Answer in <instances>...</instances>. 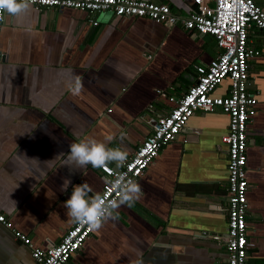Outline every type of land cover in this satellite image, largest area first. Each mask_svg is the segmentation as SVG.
<instances>
[{
  "label": "crops",
  "instance_id": "0c3cea01",
  "mask_svg": "<svg viewBox=\"0 0 264 264\" xmlns=\"http://www.w3.org/2000/svg\"><path fill=\"white\" fill-rule=\"evenodd\" d=\"M149 1L167 4L179 18L194 7V0ZM254 1L264 11V0ZM246 45L253 55L245 88L256 98L246 130V264H264V31L249 26ZM217 53L211 35L179 20L32 5L17 17L5 13L0 214L10 226L0 222V264H35L33 248L60 240L74 223L64 207L74 185L88 184L89 196L100 192L99 169L66 164L70 143L96 140L132 155L151 120L173 105L156 91L178 96L194 81L195 66ZM75 76L79 91L69 88ZM229 85L223 78L211 94L225 96ZM227 122L219 109L194 112L135 179L140 198L92 230L65 264H225Z\"/></svg>",
  "mask_w": 264,
  "mask_h": 264
},
{
  "label": "built area",
  "instance_id": "2783aa9c",
  "mask_svg": "<svg viewBox=\"0 0 264 264\" xmlns=\"http://www.w3.org/2000/svg\"><path fill=\"white\" fill-rule=\"evenodd\" d=\"M32 6L71 8L92 14L111 12L116 16L146 17L167 25L179 20L186 30L209 34L215 39L218 48L216 58L207 64L195 66L194 81L181 94L174 97L166 95L163 90L156 91L158 95L166 96L173 105L166 113L156 115L151 120L149 133L127 157L123 167L107 165L105 169H99L103 180L99 193L115 199V194L109 193L110 180L117 175L135 180L159 149L177 136L194 112L219 109L228 118L227 132L221 137L226 146L225 264H246V130L256 103L255 96L245 88L247 64L253 55L246 45V32L249 26L264 31V11L254 0H194L193 9L182 18L173 14L167 4L149 0H35ZM92 24L96 25L97 22L93 21ZM223 78H228L230 82L228 94L212 95V90ZM0 222L10 226V222L1 214ZM91 232L87 225L73 223L56 244L43 250H31L35 264H65ZM14 236L29 244L27 236L19 231H15Z\"/></svg>",
  "mask_w": 264,
  "mask_h": 264
},
{
  "label": "clouds",
  "instance_id": "9594fccd",
  "mask_svg": "<svg viewBox=\"0 0 264 264\" xmlns=\"http://www.w3.org/2000/svg\"><path fill=\"white\" fill-rule=\"evenodd\" d=\"M35 0H0V19L6 13L17 17L28 11ZM83 87L82 80L75 76L69 84L70 90L79 91ZM109 140L112 137H108ZM67 165L71 168H85L91 165L94 169H105L108 164L114 163L116 168L125 165L128 151L122 147H109L96 140L75 141L69 145ZM70 181L64 180L62 190H66ZM109 193L115 194V199L108 195L96 193L89 196L91 188L88 184L74 185L64 207L67 216L72 222L87 225L91 230H98L103 223L113 217V213L122 205L131 207L142 195V188L138 181L128 179L126 176L117 175L109 181Z\"/></svg>",
  "mask_w": 264,
  "mask_h": 264
}]
</instances>
